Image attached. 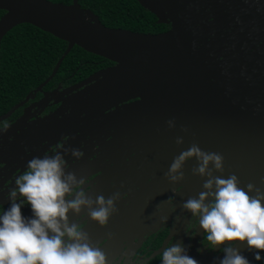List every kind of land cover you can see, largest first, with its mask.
Wrapping results in <instances>:
<instances>
[{
    "label": "water",
    "instance_id": "water-1",
    "mask_svg": "<svg viewBox=\"0 0 264 264\" xmlns=\"http://www.w3.org/2000/svg\"><path fill=\"white\" fill-rule=\"evenodd\" d=\"M137 1L168 28L151 33L108 27L77 0L69 4L0 0L4 11L0 41L13 26L26 22L67 42L49 76L33 90L41 97L0 133V186H13L12 179L32 155L58 144L80 148V159L65 157V171H72L78 179L84 177L81 187L93 199L117 190L121 195L105 226L88 218L84 207L83 215L69 210L67 216L69 222L80 223L89 242L101 247L110 264L114 258L117 264L131 260L133 243L149 231L157 206L160 216L167 215V221L161 222L167 233L147 260L159 254L165 243L182 240L190 245L188 253L199 264H212L213 256L222 253L196 251L203 233L197 227L196 235L189 238L195 231L189 225L196 218L181 207L183 200L205 191L202 185L208 177L193 173L199 163L195 155L182 162L179 171L183 176L175 183L164 173L175 155L195 143L204 151L222 155V171L209 162L213 176L233 173L241 187L251 182L264 190L260 179L264 177V66L262 72L252 70L264 51L258 56L251 53L245 60L241 57L243 49L260 41L264 0ZM74 45L113 64L72 85L43 90ZM31 93L0 115V122ZM54 103L58 106L44 113ZM169 118H174L173 128L165 123ZM176 136L183 137L181 144L175 142ZM122 145L126 152L121 151ZM131 153L126 163L120 160ZM136 159L143 160L140 168L146 165L152 171V177L139 187L133 184ZM123 177L133 189L126 211L122 208ZM0 200L7 205L3 193ZM169 200L174 206L172 216ZM22 214L31 215L27 204ZM240 251L254 261L251 252L243 247Z\"/></svg>",
    "mask_w": 264,
    "mask_h": 264
},
{
    "label": "clouds",
    "instance_id": "clouds-1",
    "mask_svg": "<svg viewBox=\"0 0 264 264\" xmlns=\"http://www.w3.org/2000/svg\"><path fill=\"white\" fill-rule=\"evenodd\" d=\"M260 11V8H257ZM168 128L175 126L174 118L165 121ZM7 122H0V133L7 130ZM182 130H186L183 129ZM181 144L183 137L176 136ZM82 149L58 144L56 148L32 155L26 160L24 169L12 179L11 187L0 186L7 205L0 200V264H110L101 247L89 242L88 234L81 230L80 223L69 222L67 213H81L100 226H105L108 217L116 212L114 201L120 197L119 190L105 197L86 195L81 187L84 177L77 178L68 168L66 156L80 159ZM195 155L199 163L194 174L207 176L203 189L196 197L183 200L181 207L196 219L190 228L197 227L203 233V241L196 251L215 250L221 256H213L212 264H251L240 248L252 253V260L264 257V190L249 182L240 186L238 177L230 173L227 177L213 176L209 162L217 171L223 170V157L218 152L204 151L192 143L175 155L165 177L175 183L183 173L182 162ZM264 184V177H261ZM5 189H7L5 191ZM254 193V194H253ZM207 201V202H206ZM169 211L174 210L170 202ZM27 204L31 215L24 216L22 208ZM159 210V206H157ZM79 219V217H77ZM167 221V215L160 216ZM182 240L165 243L159 250V264H199L189 255ZM111 264H117L116 258ZM124 264H147V258L125 259Z\"/></svg>",
    "mask_w": 264,
    "mask_h": 264
},
{
    "label": "trees",
    "instance_id": "trees-1",
    "mask_svg": "<svg viewBox=\"0 0 264 264\" xmlns=\"http://www.w3.org/2000/svg\"><path fill=\"white\" fill-rule=\"evenodd\" d=\"M69 4L72 0H50ZM82 8L90 9L108 27L125 28L137 32L156 33L168 28L157 23L154 14L137 0H77ZM0 9V16L3 14ZM67 42L30 23H20L8 30L0 41V114L32 92L51 73L65 50ZM110 60L74 45L64 55L55 74L43 86L50 90L68 85L94 72ZM162 233L148 238L156 247ZM158 257L147 264H157Z\"/></svg>",
    "mask_w": 264,
    "mask_h": 264
},
{
    "label": "flooded vegetation",
    "instance_id": "flooded-vegetation-1",
    "mask_svg": "<svg viewBox=\"0 0 264 264\" xmlns=\"http://www.w3.org/2000/svg\"><path fill=\"white\" fill-rule=\"evenodd\" d=\"M255 3H256V1H255ZM257 4V3H256ZM256 4H254V9L255 10H257V8H259L258 6H256ZM259 39H260V41L258 42V43H252V45H251V47H246L245 49H243V46L241 47V49H243V54H241V57L243 58V60H245L246 59V57H248L251 53L252 54H255V55H260L261 53H262V51H264V20H263V28L260 30V35H259ZM244 44V43H243ZM111 64H113V62L112 61H110L109 63H107V64H105L104 66H101L100 68H104V67H107V66H109V65H111ZM264 66V56H263V58H260L259 60H257V62L255 63V65H253V68H252V70H259V71H261L262 72V67ZM100 68H98V69H100ZM97 69V70H98ZM96 71V70H95ZM91 74V73H90ZM89 75V74H88ZM87 75V76H88ZM87 76H85L84 78H86ZM84 78H82V79H84ZM82 79H80V80H82ZM80 80H78V81H80ZM78 81H76V82H78ZM76 82H73V83H71V84H68V85H61V84H59V85H57L56 87H60V88H62V87H66V86H69V85H72V84H74V83H76ZM55 87V88H56ZM54 89V88H53ZM43 90H46V91H51L52 89H50V90H47V89H44L43 88ZM30 93V92H29ZM28 93V94H29ZM27 94V95H28ZM26 95V96H27ZM41 97V94H40V92H33L32 91V93L30 94V96H29V99L22 105V106H20L19 108H17L15 111H13L9 116H7V117H5L4 118V120H2V122H7V123H9V122H12L16 117H18L25 109H27V108H30L31 107V103L32 102H34L35 100H37V99H39ZM22 101V100H21ZM21 101H19V102H21ZM19 102H17V103H19ZM16 103V104H17ZM15 105V104H14ZM13 105V106H14ZM12 106V107H13ZM58 106V103H54V104H52L51 106H48L46 109H44V113H48V112H50V111H52L53 109H55L56 107ZM11 108H9L8 110H10ZM7 110V111H8ZM108 110H111V108H109ZM6 111V112H7ZM5 112V113H6ZM4 114V113H3ZM0 115H2V114H0ZM93 148H95L94 146H93ZM126 147L125 146H123L122 145V147H121V151L122 152H126ZM50 150H52V148H48L47 149V152L48 151H50ZM109 154H110V152H109ZM123 154V153H122ZM133 156V154L131 153V154H127V155H122L121 156V158H120V160H123L125 163L127 162V160L128 159H130L131 157ZM87 158H89V157H87ZM143 163V160H139V159H136V164H135V170L136 171H134V175H133V184H134V186L135 187H139V186H142L143 185V182L145 181V180H147V179H149L150 177H152V171L145 165L143 168H140V165ZM112 179H114V178H111V180ZM117 180H119V177H117L116 178ZM121 180H122V182H124V184L126 185V188L124 189V191H125V194H123V202H122V208H123V210H125L126 211V209H127V206H128V204H129V200H130V198H131V193L133 192V189L131 188V186L130 185H127L126 184V178L125 177H123V179L121 178ZM121 192V191H120ZM164 206V205H163ZM168 213L172 216V214H173V212L172 211H169V207H168ZM154 216H155V221L154 222H151V224H150V229H149V231L144 235V237L141 239V240H139V242H134L133 243V248L131 249V251H130V259H132L133 257H137V258H146L150 253H151V251L152 250H155V249H157L161 244H162V241H163V239H164V237H165V235H166V233H167V228L161 223V221H160V215L157 213V207H155V212H154ZM158 233H162V239H161V241H160V243L156 246V247H151V246H149V244H148V238L150 237V236H153V235H156L157 236V234ZM204 242V241H203ZM204 243H206V242H204ZM137 244V245H136ZM136 245V246H135ZM135 246V247H134ZM201 246V245H200ZM197 247H198V245H197ZM207 251H209V250H207ZM207 251L206 252H204V254H206L207 253ZM117 253V252H116ZM116 253H114V254H116ZM263 253L264 252H261V256L263 257ZM158 257V262H157V264H159V254H157V255H155V256H153L152 258H154V257ZM152 258H150V259H148L147 260V263L152 259ZM264 260H262V261H251V264H261L262 262H263Z\"/></svg>",
    "mask_w": 264,
    "mask_h": 264
},
{
    "label": "rangeland",
    "instance_id": "rangeland-1",
    "mask_svg": "<svg viewBox=\"0 0 264 264\" xmlns=\"http://www.w3.org/2000/svg\"><path fill=\"white\" fill-rule=\"evenodd\" d=\"M85 18L88 19L89 17H88V16H85ZM187 20H188V19H187ZM187 20L185 21V24H186Z\"/></svg>",
    "mask_w": 264,
    "mask_h": 264
}]
</instances>
